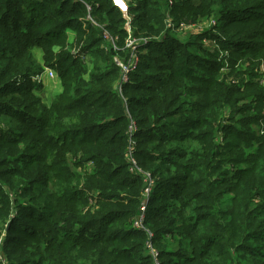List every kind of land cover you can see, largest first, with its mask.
Here are the masks:
<instances>
[{"label":"trees","instance_id":"16d2710c","mask_svg":"<svg viewBox=\"0 0 264 264\" xmlns=\"http://www.w3.org/2000/svg\"><path fill=\"white\" fill-rule=\"evenodd\" d=\"M84 1L121 52L105 48L83 3L0 0L4 263L153 264L134 227L144 189L129 170L134 123L161 264H264V0H125L133 36L152 41L122 95L114 57L126 54L127 20L114 0ZM167 18L215 25L180 42ZM205 37L228 49L226 73ZM45 67L60 82L48 101L32 80Z\"/></svg>","mask_w":264,"mask_h":264},{"label":"built area","instance_id":"2783aa9c","mask_svg":"<svg viewBox=\"0 0 264 264\" xmlns=\"http://www.w3.org/2000/svg\"><path fill=\"white\" fill-rule=\"evenodd\" d=\"M75 2H80L83 3L86 6L87 9V16H86V21L91 22L92 25L98 27L99 29H101L102 31V37L103 40L105 41V48L106 49H113L115 52H121V49L119 48L117 41L118 38L115 36H112L110 34V32L103 26L101 25L97 18L92 16V11L93 8L87 4L84 0H73ZM115 5H117L124 13V16L127 20L126 25H125V29L128 32V37L125 40V47L122 49V51H125L126 53H128V56L126 57V60L121 59L119 53L114 57L115 62L117 64V66L120 68V73H121V78L120 81L116 87V91L122 95L123 92V86L125 84H127L129 82V77L130 74L135 71V69L138 66L139 63V53H140V49L141 47H143L146 44L151 43L152 39L151 38H135L133 36L132 30H131V17H129L128 15V5L126 3L125 0H114ZM173 3V0L170 1V4ZM167 27L169 29H173L175 31H179V32H186V33H191L193 32L196 28H200L203 25L201 24H193V25H189L186 23H180L179 25H176L173 23L171 18H167ZM212 25H215V22L212 21L211 23L208 24H204L203 28L200 29H205L208 27H211ZM163 39L161 38H157L156 41H162ZM203 43L209 47L210 50H212L217 58L218 61L223 62V68L222 71H228V69L230 68V62H229V51L228 49H222L220 44L216 41V40H210L208 38H203ZM82 59H84L85 61H88V56L84 55L82 57ZM260 78L259 81L260 83L263 85L264 87V63L261 64L260 67ZM43 76H47L49 79L52 80H56L58 79V75L56 73L55 70H53L52 68L49 67H45L44 71L42 74L37 75L35 77H32L33 81H36L38 83L41 82ZM228 83H236L238 82L237 80L233 79H229L227 80ZM137 128L136 125L134 123H132L130 125L129 128V141H130V152H129V164H130V172L134 175H141L143 177V183H144V189L142 191V200H141V205H140V211H139V215L138 218L136 219V221L134 222V227L138 230H143L145 231L148 236L149 239L147 241V251L149 252L150 256L153 259V264H161L160 260H159V251L157 249L154 248L153 243H152V238H153V234H151V232L149 230H147V228L145 227V219H146V215H147V210H148V205L149 202L151 200L153 191H154V186H155V181L154 178L151 174V172L149 171H145L143 170L140 166L139 163L134 155V141H133V136L136 132ZM262 134L264 133V131L261 132ZM221 137V134H219ZM0 260L4 263V260L2 258V255L0 253ZM6 264V263H4Z\"/></svg>","mask_w":264,"mask_h":264},{"label":"rangeland","instance_id":"374dc122","mask_svg":"<svg viewBox=\"0 0 264 264\" xmlns=\"http://www.w3.org/2000/svg\"><path fill=\"white\" fill-rule=\"evenodd\" d=\"M127 3V2H126ZM127 5H128V3H127ZM129 15V14H128ZM201 22V21H200ZM205 22H207V21H205ZM193 25V24H192ZM201 25H203L202 27H200V28H203L204 27V24H203V22H201ZM200 28H196L193 32H191V33H186V32H177V33H174V32H169V31H167L166 33H169L170 35H172V37H175V39L176 40H178V41H180V42H183V41H186V40H188L189 38H191V37H193V36H197V35H199L200 34V32L201 31H203L204 29H200ZM165 31H166V29H165ZM165 31H163V33L162 34H165ZM36 51V50H35ZM147 53V52H146ZM141 54V49H140V53H139V55ZM128 56V53H126L125 54V56L124 57H121V59H123V60H126V57ZM90 59V57H88V60ZM227 71H225V70H223L222 71V73L224 74V73H226ZM45 79V78H44ZM48 79V78H47ZM49 80V79H48ZM54 84H52V83H50V85H49V89L50 88H53L52 90L53 91H57V89H58V86L57 85H59V80L58 79H56V80H52V79H50ZM44 88V87H43ZM41 89V91L39 92V93H43L42 95V97H43V99H48V97H51V96H53V93L54 92H52V93H47V95L46 94H44L45 93V90L44 89ZM9 127H11V123H10V120L8 119V118H1L0 119V128H9ZM5 234V233H4Z\"/></svg>","mask_w":264,"mask_h":264},{"label":"crops","instance_id":"0c3cea01","mask_svg":"<svg viewBox=\"0 0 264 264\" xmlns=\"http://www.w3.org/2000/svg\"><path fill=\"white\" fill-rule=\"evenodd\" d=\"M36 50V51H35ZM33 56H34V59L37 61V63H40V64H43L44 63V51L42 50V49H39V48H35L34 50H33ZM45 78V79H44ZM48 77L47 76H43V78H42V80H41V82L40 83H42L43 84V89L45 90V93L44 94H46L47 95V93H52V92H54L53 93V96L56 94V93H58L59 91H60V82H59V85H57L58 86V89H57V91H53L52 89L53 88H48L49 87V85H50V83H52V84H54L49 78V80L47 79ZM41 94V96H43L42 94V92L40 93ZM53 96H51V97H48V99L50 100L51 98H53ZM48 99H44L45 101H48Z\"/></svg>","mask_w":264,"mask_h":264},{"label":"water","instance_id":"95a60500","mask_svg":"<svg viewBox=\"0 0 264 264\" xmlns=\"http://www.w3.org/2000/svg\"><path fill=\"white\" fill-rule=\"evenodd\" d=\"M8 230V229H7Z\"/></svg>","mask_w":264,"mask_h":264}]
</instances>
